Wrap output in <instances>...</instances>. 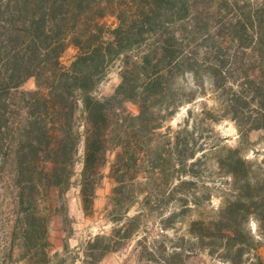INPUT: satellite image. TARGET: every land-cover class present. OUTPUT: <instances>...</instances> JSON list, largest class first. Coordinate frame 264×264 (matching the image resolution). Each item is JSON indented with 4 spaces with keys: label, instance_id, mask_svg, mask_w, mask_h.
I'll use <instances>...</instances> for the list:
<instances>
[{
    "label": "trees",
    "instance_id": "obj_1",
    "mask_svg": "<svg viewBox=\"0 0 264 264\" xmlns=\"http://www.w3.org/2000/svg\"><path fill=\"white\" fill-rule=\"evenodd\" d=\"M114 68L121 83L101 97ZM32 78L36 88L23 90ZM209 97L214 107L196 106ZM225 118L241 144L264 131V0H0V164L16 193L23 264H100L135 237L141 262L189 264L207 251L222 264H264V161L229 148L220 167L230 191L201 212L214 195L201 176L213 150L205 131ZM108 165L111 230L53 252L40 204L74 190L94 215Z\"/></svg>",
    "mask_w": 264,
    "mask_h": 264
},
{
    "label": "rangeland",
    "instance_id": "obj_2",
    "mask_svg": "<svg viewBox=\"0 0 264 264\" xmlns=\"http://www.w3.org/2000/svg\"><path fill=\"white\" fill-rule=\"evenodd\" d=\"M116 19L108 18V25L115 26ZM77 55V49L71 46L63 56V63L70 65ZM121 83L118 68H114L107 81L102 85L99 92L101 97H108L115 93ZM36 88L34 78L30 79L23 90L32 91ZM197 107H202V100L207 102L208 107L216 105L212 97L200 99ZM127 108L134 113H139L138 105L129 102ZM188 107H182L176 116L170 121V125L176 129L177 125L184 120ZM213 132L205 131V136L213 146L212 151L207 152L201 166L202 179L210 185L213 191L212 202L207 204L201 212L203 214L215 213L222 204V200L229 193L230 178L225 169L220 167V161L227 159L228 149L241 146L242 154L250 160L264 161V143L261 141L264 136L263 130H254L250 133V142L241 144V134L235 121L225 118L211 124ZM114 156H112V159ZM111 167L108 165L105 170V178L102 187L99 189V197L96 200V213L87 216L82 208L81 199L77 191L68 192L62 196L59 192H52L51 197L42 201L40 208L46 210L50 217L49 242L53 244V252L64 251V245L68 244L71 249L77 248L82 243L87 242L91 236L99 233L109 232L112 225L106 220L105 208L107 207L115 181L110 175ZM8 177L4 174V169L0 164V264H23V242L25 241L22 225L18 223V204L16 193L8 186ZM198 216L197 212H192L186 221L179 224V228L184 231L187 222ZM250 226L253 233L258 234V225L252 220ZM154 233V232H153ZM175 231L171 230L170 234ZM138 238L128 240L125 245L115 254H110L113 258L118 256L123 258L122 264H153L147 261H140L141 249L138 247ZM264 259V246L260 249ZM189 264H222L220 261L210 257L207 251H202L192 256Z\"/></svg>",
    "mask_w": 264,
    "mask_h": 264
},
{
    "label": "crops",
    "instance_id": "obj_3",
    "mask_svg": "<svg viewBox=\"0 0 264 264\" xmlns=\"http://www.w3.org/2000/svg\"><path fill=\"white\" fill-rule=\"evenodd\" d=\"M65 245H64V248H65ZM113 254H115V253H113ZM109 257H111V255H108L100 264H122L124 261L123 258L120 256H118V258H116V257L109 258Z\"/></svg>",
    "mask_w": 264,
    "mask_h": 264
}]
</instances>
